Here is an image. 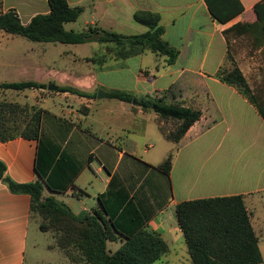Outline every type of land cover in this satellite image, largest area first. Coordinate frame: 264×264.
Masks as SVG:
<instances>
[{
    "label": "crops",
    "instance_id": "1",
    "mask_svg": "<svg viewBox=\"0 0 264 264\" xmlns=\"http://www.w3.org/2000/svg\"><path fill=\"white\" fill-rule=\"evenodd\" d=\"M68 1L83 8L78 21L69 24L71 29L79 24L78 30L99 25L138 34L147 27L134 20V12H160L164 38L180 50L178 60L167 66L164 58L148 51L110 61L97 71L56 70L36 59L48 53L49 44L0 30V84L45 83L42 75L51 78L54 72L53 84L59 88L74 86L94 94L99 87L107 92L98 99L59 88L7 91L13 99L46 110L39 139H0V159L7 163V175L28 183L38 179L39 169L53 186L46 188L45 195L66 203L76 215L95 214L102 195L108 214L123 229L148 226L166 240L182 233L176 216L180 202L244 195L264 255V116L237 88L217 77L231 51L252 92L264 101V38L257 42L252 34L236 30L256 22L255 6L263 0ZM10 9L24 24L38 13L51 11L48 0H0V11ZM115 89L138 96L164 95L202 109L201 119L177 145L170 175L158 165L176 145L161 133L156 113L109 97ZM58 99H65L66 105ZM153 123L160 134L142 145ZM30 207V194L14 193L0 181V264H26Z\"/></svg>",
    "mask_w": 264,
    "mask_h": 264
},
{
    "label": "trees",
    "instance_id": "2",
    "mask_svg": "<svg viewBox=\"0 0 264 264\" xmlns=\"http://www.w3.org/2000/svg\"><path fill=\"white\" fill-rule=\"evenodd\" d=\"M48 13L36 14L24 24L14 9L0 11V30L10 35L42 44L97 43L92 55L83 59L92 65L104 67L113 60L152 52L164 58L166 65H173L180 50L164 38L165 27L160 12L137 10L133 18L147 27L138 34H127L99 25H89L82 30L66 28L76 22L83 8L72 6L68 0H48ZM257 20L236 27L240 34L253 35L257 42L264 38V0L255 6ZM235 29L233 31H236ZM217 77L234 86L254 104L264 116L258 96L251 90L234 55L228 51ZM0 139L3 142L23 137L39 139L42 119L46 112L37 104L21 102L9 97L6 92H21L30 89H47L46 83L34 80L3 82L0 84ZM60 91H69L80 96L97 97V94L80 90L74 86H60ZM49 92V91H48ZM109 97L137 104L133 108L156 113V123L164 137L176 146L158 165L170 175L178 144L187 131L203 115L199 107L187 106L181 100H168L161 95L138 96L126 90H111ZM82 109H88L84 106ZM7 163L0 159V181L6 183L14 193L31 195L30 221L52 236L48 249L60 251L72 264H166L162 258L170 251L168 240L161 233L141 226L133 231L123 229L109 215L103 196H99V209L95 214L76 215L72 209L54 196H46L51 183L37 170L38 179L18 183L7 175ZM176 216L182 230L193 264H261L264 255L259 246V236L252 224L244 195L214 196L185 200L177 204ZM110 243H120L114 251Z\"/></svg>",
    "mask_w": 264,
    "mask_h": 264
},
{
    "label": "rangeland",
    "instance_id": "3",
    "mask_svg": "<svg viewBox=\"0 0 264 264\" xmlns=\"http://www.w3.org/2000/svg\"><path fill=\"white\" fill-rule=\"evenodd\" d=\"M68 23L66 28L71 30V27ZM73 29L78 30V26L76 25ZM35 43V42H33ZM50 49L47 54L37 57V61L44 65H50L52 68L56 70L66 68H72L75 71H90L92 68H96L98 70V66L92 65L91 63L81 60L77 61V57H86L92 55L93 49L98 48V44L93 43H84V44H53L49 43ZM56 73H52L51 78H46V74L42 75V81H44L47 85L49 83L56 82ZM24 77V76H23ZM112 76L108 75V80H111ZM94 78H90V83H93ZM49 90V89H48ZM101 89L98 87L94 88V94H98ZM52 91V90H49ZM261 108L264 111V101L262 99H258ZM60 103L66 105L65 99H58ZM154 112V111H151ZM159 130L156 127L155 123H153L151 133L148 138L143 141L142 145L147 142L155 141L156 136H159ZM51 194V193H49ZM65 199V197H64ZM170 244V251L162 258L163 261H169V264H190L188 260L189 254L187 245L184 239L183 234L177 236L174 234L173 236H169L167 238ZM52 243V236L48 232H43L38 228V225L35 221L31 222L30 232L28 238V247L26 252V264H72L67 258L63 256V254L56 250L48 249V245ZM120 243H110L109 246L114 251L119 247ZM162 261V262H163ZM161 264V263H156Z\"/></svg>",
    "mask_w": 264,
    "mask_h": 264
},
{
    "label": "water",
    "instance_id": "4",
    "mask_svg": "<svg viewBox=\"0 0 264 264\" xmlns=\"http://www.w3.org/2000/svg\"><path fill=\"white\" fill-rule=\"evenodd\" d=\"M1 87V86H0ZM48 89L49 90H56L57 88H59L57 85L53 84V83H49L48 84ZM107 96V92H105L104 90H100L97 94V98L98 99H103ZM133 104H137V98L134 97L133 98Z\"/></svg>",
    "mask_w": 264,
    "mask_h": 264
}]
</instances>
